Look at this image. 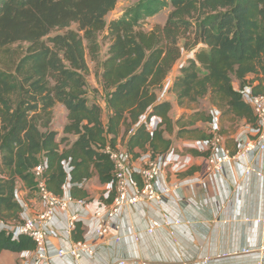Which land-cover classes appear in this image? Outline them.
Returning a JSON list of instances; mask_svg holds the SVG:
<instances>
[{"label": "trees", "instance_id": "obj_1", "mask_svg": "<svg viewBox=\"0 0 264 264\" xmlns=\"http://www.w3.org/2000/svg\"><path fill=\"white\" fill-rule=\"evenodd\" d=\"M117 1L0 0L1 222L23 221L16 192L19 185L34 191L32 170L42 161L50 192L61 196L68 184L72 199L85 200L84 185L94 177L114 191L106 146L122 147L133 162L167 152L172 142L165 134L175 127L176 139L208 140L210 131L194 122L209 124L210 113L196 111L188 115L195 121H184L187 115L173 121L171 103L157 100V91L185 54L191 57L177 68L167 91L176 104L190 107L208 97L221 113L256 127L239 90L248 86L253 95L264 94L261 83L247 80L264 76V0H148L106 23ZM163 6L169 8L164 23L144 29L140 22ZM97 36L108 43L99 76L105 116L85 91L86 53H96ZM233 78L240 82L238 91ZM57 104L67 112L58 140L51 129ZM153 117L160 122L149 130ZM79 229L76 224L72 232ZM33 250L30 238L12 239L0 230V252Z\"/></svg>", "mask_w": 264, "mask_h": 264}, {"label": "crops", "instance_id": "obj_2", "mask_svg": "<svg viewBox=\"0 0 264 264\" xmlns=\"http://www.w3.org/2000/svg\"><path fill=\"white\" fill-rule=\"evenodd\" d=\"M190 57L191 54L183 55L178 67ZM178 67L168 75L157 91L158 101L167 100L171 103L169 116L173 121L182 115H187L184 121H195L194 117L188 115L196 111L213 113L209 124L196 120L195 126L203 128L206 133L213 130V133L221 135V148L232 154L241 141L253 138L251 127L244 119L221 113L210 104L208 97L190 107H179L175 96L167 92L173 78L178 74ZM100 74L101 71L98 75V94L87 93L86 87L85 91L89 103H96L105 116V90L99 80ZM247 80L253 81V85L261 83L264 87L262 73L250 75ZM232 87L236 91L240 87V82L235 78ZM52 116L51 129L57 133L58 140L67 123V112L62 105L57 104L52 108ZM159 122L158 118L153 117L148 121L147 127L150 130L155 129ZM176 130L177 127L173 134H165L172 143L164 154L172 156L174 161L164 170L160 186L179 182L181 188L164 197L161 205L146 203L124 208L118 218L119 243L114 244L108 238L92 237V214L98 209H105L114 197L111 185L99 183L96 177L84 185L88 193L84 200V209L88 216L78 223L80 229L75 234L72 231L68 233L69 218L78 208L76 204H71L67 211H57L54 220L45 226L49 240L57 246L69 248L74 242L88 239L95 254L93 257H82L78 264H106L114 261H125V264H203L207 257L245 248L256 250L264 247V223L256 222L264 217V180L253 173L244 174L243 171L245 167H252L256 171L264 172V151L252 153L237 163H227L220 174H206V147L203 141L188 137L176 139ZM145 156L147 154L131 163L133 170L142 166ZM18 188L16 198L22 205L21 218L34 216L41 210L37 194L22 185ZM164 219H178L182 223L176 227L158 228L152 235L145 233L152 223L161 224ZM186 222L189 224H185ZM134 234L139 235L138 242L133 240ZM31 259L32 252L29 251L0 252V264H21L22 261ZM254 262L251 257L241 255L209 264Z\"/></svg>", "mask_w": 264, "mask_h": 264}, {"label": "built area", "instance_id": "obj_3", "mask_svg": "<svg viewBox=\"0 0 264 264\" xmlns=\"http://www.w3.org/2000/svg\"><path fill=\"white\" fill-rule=\"evenodd\" d=\"M239 93L242 101L251 107L255 117L256 127H251L250 130L253 138L241 141L232 154L221 148L223 138L218 133H213L215 131L212 130L210 138L203 141L206 147V174H220L227 163H237L252 153L264 151V94L253 95L248 86L239 90ZM210 116L212 118L213 113L210 112ZM145 118V116L141 117L140 122H145ZM105 154L113 164L114 197L105 209H98L92 214V237L108 238L110 242L117 244L120 242L118 218L124 208L146 203L161 205L164 197L178 191L181 188V184L179 182L173 184L165 183L160 186L164 170L174 161V158L170 155L161 154L150 157L147 154L142 166L137 170H133L130 156L120 147L112 149L110 146H106ZM45 169L46 164L42 161L32 170L33 189L41 204V210L34 216L23 219L20 224L11 225L0 221V230L11 233L12 239H17L18 236H25L34 242L32 259L24 260L21 264H78L82 257H93L95 254L94 247L89 243L88 239L74 242L69 248H62L49 240L45 226L54 220L57 211L65 212L71 204H76L78 208L68 221V233L73 231L76 224L88 216L84 209L85 202L80 199L74 200L69 196L70 186L68 184L63 186V194L61 196L50 192L44 175ZM243 171L244 174L253 173L264 180V172L256 171L252 167H245ZM132 173L137 175L136 179L132 178ZM199 183H202V181ZM246 221L248 220L246 219ZM256 222L264 223V217H261ZM181 223L178 219H164L161 224L152 223L146 228L145 233L152 235L158 228L176 227ZM185 224H189V222ZM132 238L135 242L140 239L137 234H134ZM241 255L254 259V264H264L263 246L256 250L245 248L215 257H207L203 260V264ZM106 264H125V261H114Z\"/></svg>", "mask_w": 264, "mask_h": 264}, {"label": "rangeland", "instance_id": "obj_4", "mask_svg": "<svg viewBox=\"0 0 264 264\" xmlns=\"http://www.w3.org/2000/svg\"><path fill=\"white\" fill-rule=\"evenodd\" d=\"M148 0H118L115 9L110 12L106 17L105 21L108 23L112 20H117L121 18L126 12L136 11L139 5L143 4ZM164 1V0H163ZM169 13V8L163 6L151 17L140 22L143 25V28L146 30L151 29L155 25H161L166 20ZM96 43V53L94 55L90 54L88 51L86 53L87 64L89 68V74L85 78L87 93L89 94H98L100 91V86L98 83V75L101 71V64L104 60L105 53L108 47L107 41L103 40L101 36H97L95 39ZM85 45L88 46V42H85ZM14 46L13 48H15ZM21 51L25 49V46L19 47Z\"/></svg>", "mask_w": 264, "mask_h": 264}]
</instances>
